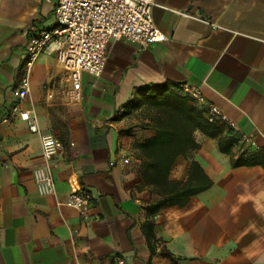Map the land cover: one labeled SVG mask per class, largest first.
<instances>
[{
	"label": "crops",
	"instance_id": "crops-1",
	"mask_svg": "<svg viewBox=\"0 0 264 264\" xmlns=\"http://www.w3.org/2000/svg\"><path fill=\"white\" fill-rule=\"evenodd\" d=\"M153 2V22L168 39L110 41L104 71L83 73L74 100L53 45L24 66L29 36L56 25L55 1L0 0V264H107L112 254L126 264H264V0ZM161 83L198 88L237 124L235 132L215 124L237 139L232 158L254 164L233 166L216 138L196 130L198 147L175 158L169 179L186 181L194 161L211 184L152 212L167 197L140 176L135 145L155 132L139 127L135 89ZM14 107L62 143L52 194L37 193L40 139ZM242 134L254 145L240 143ZM73 188L90 197L85 218L69 204Z\"/></svg>",
	"mask_w": 264,
	"mask_h": 264
},
{
	"label": "built area",
	"instance_id": "built-area-1",
	"mask_svg": "<svg viewBox=\"0 0 264 264\" xmlns=\"http://www.w3.org/2000/svg\"><path fill=\"white\" fill-rule=\"evenodd\" d=\"M56 25L52 30H43L29 36L25 47L24 66L26 72L32 67L38 55L53 45L57 63L65 70L71 83V99L81 98V77L83 73L99 76L105 69L106 51L112 40H124L146 47L166 41L167 36L159 30L152 17L153 0H54ZM18 92L22 99L27 91V76L21 79ZM182 94L205 110L210 123L224 124L231 131H238L237 124L219 107L206 101L201 91L189 85H181ZM14 107L12 112H17ZM31 133L39 136L45 163L32 170L37 193L41 196L54 193L51 161L62 148L60 139L50 132L39 129L35 115L18 111ZM5 121V119H4ZM238 141L254 145L252 135L242 134ZM122 163H128L124 157ZM69 204L82 218L86 217L90 197L78 188L71 189ZM107 264H126L121 254H112Z\"/></svg>",
	"mask_w": 264,
	"mask_h": 264
},
{
	"label": "trees",
	"instance_id": "trees-1",
	"mask_svg": "<svg viewBox=\"0 0 264 264\" xmlns=\"http://www.w3.org/2000/svg\"><path fill=\"white\" fill-rule=\"evenodd\" d=\"M179 88H175L172 83H161L135 89L136 96L141 97L137 106L141 108L142 121L139 127L155 132L153 136L135 145L141 160L140 176L153 193L167 197L151 205L149 211L152 212L173 204L182 206L189 197L211 184L194 161L190 163L186 181L169 179L175 158L198 147L193 136L196 130L207 137L216 138L219 150L231 156L233 166L254 164V161H245L242 155L232 158L231 148L237 139L232 135H221L220 129L207 120L205 110L197 106L189 96L182 94ZM194 168H198L197 173ZM170 264L175 263L171 260Z\"/></svg>",
	"mask_w": 264,
	"mask_h": 264
}]
</instances>
